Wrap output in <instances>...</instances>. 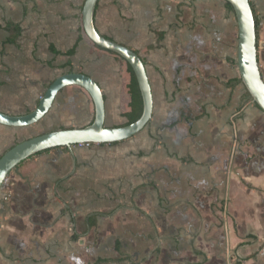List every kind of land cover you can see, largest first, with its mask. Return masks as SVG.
<instances>
[{
	"label": "crops",
	"instance_id": "1",
	"mask_svg": "<svg viewBox=\"0 0 264 264\" xmlns=\"http://www.w3.org/2000/svg\"><path fill=\"white\" fill-rule=\"evenodd\" d=\"M85 1L0 0L1 111H32L56 77L75 71L100 85L106 125L128 124L127 65L84 35ZM250 2L264 78V0ZM95 25L143 59L152 118L131 140L46 150L12 171L0 191V264H264V111L238 81V22L227 1L99 0ZM94 112L87 91L67 86L38 123L0 124V157L41 124L84 127ZM102 147L116 149L101 162L104 177L131 187V205L119 206L141 221L133 253L107 233L104 254L100 240L92 245L101 219L105 230L120 207L87 211L65 198L66 184L92 176ZM93 213L104 214L90 227Z\"/></svg>",
	"mask_w": 264,
	"mask_h": 264
},
{
	"label": "water",
	"instance_id": "2",
	"mask_svg": "<svg viewBox=\"0 0 264 264\" xmlns=\"http://www.w3.org/2000/svg\"><path fill=\"white\" fill-rule=\"evenodd\" d=\"M193 1V0H179ZM233 9L238 22L237 67L245 88L253 101L264 111V78L258 61L256 19L250 0H226ZM99 0H86L82 10V24L88 38L98 46L122 56L133 68L141 95L143 112L136 121L110 127L106 125V106L100 85L82 72H68L56 77L47 87L35 109L16 115L0 110V124L27 127L41 121L50 111L57 95L67 86H78L90 95L94 104V119L84 127L62 128L29 137L18 142L0 157V191L7 177L23 161L58 147L78 144H109L134 137L145 129L152 118L153 96L146 65L141 56L130 47L106 38L95 25V12Z\"/></svg>",
	"mask_w": 264,
	"mask_h": 264
},
{
	"label": "rangeland",
	"instance_id": "3",
	"mask_svg": "<svg viewBox=\"0 0 264 264\" xmlns=\"http://www.w3.org/2000/svg\"><path fill=\"white\" fill-rule=\"evenodd\" d=\"M58 128H61L60 125L47 126L41 124L39 125V127L35 128L34 131L30 132L27 137L24 138H29L41 134L43 132L55 130ZM126 141H128V139ZM95 145L97 144L92 143L89 146L80 145V148H89V152H91L92 150H94L93 147ZM113 150L116 149H110L111 152H104V147L99 150H96L97 152L95 156L92 157V170L89 172L92 174V176H88L90 178L84 180V175L82 174V179L80 178V181L72 183L71 185L70 183L66 184L64 194L67 201L73 202V205H75L76 208H82L81 210L112 211L113 209L120 207L116 210L115 214L113 215L115 216V218L111 219L110 224L106 225L105 230L104 221L101 219V223L100 225H98L99 228L94 230L91 234L92 238L94 239V241L92 239V245L94 250L98 249L95 247L98 241L100 240L99 249H101V252H103L104 254V243H106V239L104 242V233H107L106 237L120 236L123 241L127 242L126 250L130 253H133L131 238L133 236H136V230L134 229V226L137 227V224H141V221L139 219H135L130 210L123 209V206H119L131 205V187L124 185V183L117 180L116 177L112 179L105 178L104 170L101 166V162H104L105 158L112 156L111 153H114ZM76 191L78 194L77 200L72 197V194ZM106 194H109L111 197H115V199H119V202L110 201V199L106 198ZM120 209H123L121 212L123 220L125 221L126 219L127 221H131L130 223L127 224L126 222H123V220H121V222L119 223L117 222V212H119ZM134 221L135 224H132L134 223Z\"/></svg>",
	"mask_w": 264,
	"mask_h": 264
},
{
	"label": "trees",
	"instance_id": "4",
	"mask_svg": "<svg viewBox=\"0 0 264 264\" xmlns=\"http://www.w3.org/2000/svg\"><path fill=\"white\" fill-rule=\"evenodd\" d=\"M227 5L228 7L234 11L232 5L227 1ZM256 19V17H255ZM14 26V25H12ZM11 25H8V28H10ZM256 27H257V20H256ZM15 29H18V26H15ZM83 30V33L86 37H88L84 31V28L82 29ZM19 31V30H17ZM20 32L17 33V35H19ZM106 38H109L107 36H105ZM80 40L82 39V37L79 38ZM110 39V38H109ZM16 40V37H10L8 39H6V42H9V43H14ZM94 46L98 49H101V50H104V51H108L112 54H114L118 59H120V61H122L123 63H125L127 65V70L130 74V81L127 85L128 87V92L130 94V102H129V108L130 110L128 112L125 113V115L128 117L129 121H128V124L129 123H132L134 121H136L137 119L140 118V116L142 115V112H143V98H142V95H141V91H140V88H139V84H138V81H137V78H136V75L134 73V70L133 68L131 67V65L122 57L120 56L119 54L113 52V51H109L107 49H104L100 46H98L97 44L93 43ZM76 48H77V44L74 46V48H72L71 50L67 51L66 54L68 55H73L75 54L76 52ZM53 50V49H52ZM57 53L59 54L60 52L57 51ZM239 82H242V79L241 77L239 78L238 80ZM245 96L246 98L248 99H252L251 97V94L249 93V91L246 89L245 91ZM258 106V105H257ZM104 213H93L92 215L89 216L88 218V223L90 225V227L92 226H95L97 224V221H98V218L99 216H102ZM106 260V259H105ZM104 259H98L94 264H99L101 262H104L105 261Z\"/></svg>",
	"mask_w": 264,
	"mask_h": 264
},
{
	"label": "built area",
	"instance_id": "5",
	"mask_svg": "<svg viewBox=\"0 0 264 264\" xmlns=\"http://www.w3.org/2000/svg\"><path fill=\"white\" fill-rule=\"evenodd\" d=\"M79 145H88V146H89V145H91V144H89V143H86V144H79Z\"/></svg>",
	"mask_w": 264,
	"mask_h": 264
}]
</instances>
